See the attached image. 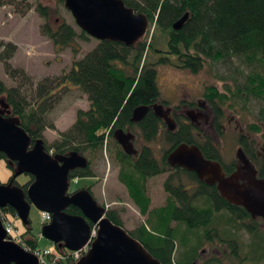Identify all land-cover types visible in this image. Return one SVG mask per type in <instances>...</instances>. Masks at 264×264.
<instances>
[{"label": "trees", "instance_id": "obj_1", "mask_svg": "<svg viewBox=\"0 0 264 264\" xmlns=\"http://www.w3.org/2000/svg\"><path fill=\"white\" fill-rule=\"evenodd\" d=\"M128 8L136 13L144 14L154 29L167 36L166 50H162L151 40L139 41L131 47L113 41H99L98 45L81 60L73 63L69 73L59 78H45L36 87V105L28 110V103L21 94L19 86L7 88L0 81V97L8 105L12 117L19 120L20 127L29 135L32 144L42 139L45 128L54 129L53 125L45 124L44 106L46 97L52 85L74 86L79 88L90 102L88 111L79 110L76 121L66 132H61L59 142L51 146L44 144L48 156L69 155L76 152L83 156L85 151H95L104 146L105 140L113 137L117 129L133 130L138 128L141 137L151 143L164 131L170 144L161 159L154 156L150 147L143 146L136 156H129L120 152L119 180L128 190L129 196L139 208L142 216L149 214L146 225L139 226L128 234L140 243L146 252L161 264H193L198 247L206 242L215 241L224 227H228L229 235L223 239L228 244L231 254L237 256L238 245L234 238L236 231L244 230L252 236L253 253H260L264 259V236L260 234L258 225L264 227L259 218H251L241 207L228 203L221 197L215 186H207L200 182L194 173L179 168H171L167 162L170 152L180 144L198 146L207 159L222 164L227 175L235 169V163L226 166L219 150L209 139L201 141L194 135L195 127L181 116L175 117L177 124L174 131L165 129L164 123L155 117L150 110L145 118L135 124L131 121L132 113L139 106L152 107L156 103L167 104L161 100V93L157 83V66L171 64L170 57L176 59V67L199 73L205 61H222L229 57H244L246 62H257L260 73L248 76L247 89L252 96L264 99V0H123ZM27 0H22V3ZM14 0H0V6L13 5ZM38 12L46 21L49 9L41 5ZM186 12L190 17L180 31H174L172 24ZM42 34L47 36L56 48H64L75 39L88 40L84 31H77L70 25L63 23L56 29L48 23L42 27ZM0 59L6 74L16 79L21 77L30 80L22 69L13 68L10 59L17 47L12 43L2 44ZM77 52V49L74 50ZM158 55L154 62L150 60ZM210 104L213 114V128L221 135L222 105L228 99L227 92H220L214 87H208L204 94ZM185 106L182 103V108ZM255 132L256 125L251 126ZM244 155L259 165L258 175L264 179V161L254 152L251 140L240 137ZM200 140V141H199ZM50 152L51 155H50ZM119 155V154H118ZM84 157V156H83ZM0 161L6 163L8 170L13 171L4 154L0 153ZM260 162V163H259ZM253 164V165H254ZM170 172L164 182V190L168 193L166 205L149 211L150 199L146 194V181L149 178ZM187 175L196 187L185 186L181 182V175ZM94 177L90 170V163L85 169H77L69 174L72 179H86ZM13 179V176L10 178ZM34 181L31 178L22 186L24 190ZM1 184V182H0ZM16 216L10 207L4 209ZM66 212L79 216L81 212L74 206H69ZM107 218L116 226L123 228L120 216L114 211H106ZM155 218L153 224L150 222ZM172 223L177 226L172 227ZM185 231L181 242L187 246L181 257L175 259L176 238L179 226ZM152 226L155 230L152 229ZM149 227V228H148ZM221 227V228H220ZM23 242L32 251L38 250L37 239L31 233L30 222L24 226ZM156 230L162 235L156 234ZM187 232H196L194 243L186 242ZM56 248L58 246H55ZM59 249V248H58ZM63 254L65 250H60ZM66 264H72V257ZM49 259L52 256L48 257Z\"/></svg>", "mask_w": 264, "mask_h": 264}, {"label": "rangeland", "instance_id": "obj_2", "mask_svg": "<svg viewBox=\"0 0 264 264\" xmlns=\"http://www.w3.org/2000/svg\"><path fill=\"white\" fill-rule=\"evenodd\" d=\"M14 1L13 5L0 6V52L4 49L2 44L16 45L17 50L9 62L13 68L24 70L30 80L21 77L14 79L8 76L0 59V81L7 88L21 86V94L28 103V110H31L36 105L35 91L40 81L45 78H59L63 74L69 73L73 63L92 51L99 41L89 36L87 41L77 38L67 47L56 48L52 41L42 34V27L46 23L54 29L66 23L73 27L77 33L81 31L66 7L65 0H27L25 3H22V0ZM39 5L49 9L47 21L38 12ZM151 40L158 48L166 50L167 36L155 30L154 26L148 23L147 30L140 41L149 43ZM75 49L77 52L74 51ZM152 58L155 62L158 55H153L150 60ZM244 59V57L231 56L217 62L207 60L202 70L197 74L176 67L177 63L174 57H170L171 64L157 66V83L161 100L167 103L165 108L177 110L179 113L182 110V103H184L187 107L186 111L181 113L183 117L188 111H193L195 115L198 112L199 104L207 107L210 113L212 112L211 106L204 96L208 87H214L220 92H227L228 99L222 105L221 135L219 136L210 125L204 126V119L196 120L200 126L194 131L195 137L197 136L201 141L209 138L215 144L221 160L226 166L232 163L238 167L242 166L237 156L240 137L251 140L254 152L260 160L264 161V99L254 97L246 91L248 76L260 73L261 68L257 62L248 63ZM46 97L48 99L44 106L46 110L44 120L47 126L53 125L54 129L45 128L42 140L46 146H51L59 142L61 132H66L73 126L79 110H89L90 102L87 95L74 86L52 85ZM0 101H4V98L0 97ZM0 108L2 109L1 105ZM207 115L209 117V114ZM253 125H256L259 130L256 132L252 130L251 126ZM129 132L136 137L134 140L135 149L140 150L143 146L150 147L157 159H161L163 154L170 149L164 131L151 143L145 142L138 128L129 130ZM120 152H122V148L113 137L105 140L102 148L85 151L83 156L90 163V170L94 177L75 180L70 185L69 193L73 190H89L100 207L114 211L120 216L123 229L128 233L143 224L146 225L150 216L149 214L144 216L140 214L139 208L130 198L127 188L119 180ZM253 164L251 163V165ZM253 166L259 167L256 163ZM15 171L16 169L8 170L10 177ZM170 174L168 172L147 179L146 194L150 199L149 211L166 205L169 195L163 185ZM9 178L4 182H8ZM180 180L185 186L196 187L185 174L181 175ZM16 181L18 185L23 186L31 181V177L21 175L17 177ZM1 217L18 227L20 231L25 230L22 223L18 221L19 219L11 213L1 209ZM29 220L31 233L37 239L39 249H49L53 255L57 253L61 255L59 250L62 248L57 250L52 242L40 236L43 222L41 212L34 206H31ZM155 221L153 218L150 222L153 224ZM171 226L176 227L177 225L172 223ZM257 228L264 236V227L261 223ZM152 229L155 230L153 226ZM178 230L175 242V259L180 258L181 253L187 248L181 242V236L185 229L181 225ZM223 230L226 231V234L221 231L215 241H204L198 247L195 254L196 260L193 264H264L263 256L260 253H253L252 236L248 232L240 230L234 234L238 245L237 256H234L231 254L228 244L219 240V238L224 240L226 235L231 233L230 231L228 234V227H224ZM96 231L97 229L93 228L94 237L91 242L95 241ZM155 232L159 236L162 235L159 230ZM195 235L196 232H187L186 242L194 243ZM89 247L88 245L82 250L80 259L87 255ZM61 263L66 264L64 259L61 260Z\"/></svg>", "mask_w": 264, "mask_h": 264}, {"label": "water", "instance_id": "obj_3", "mask_svg": "<svg viewBox=\"0 0 264 264\" xmlns=\"http://www.w3.org/2000/svg\"><path fill=\"white\" fill-rule=\"evenodd\" d=\"M65 5L80 30L98 41L131 47L141 40L149 23L144 14L134 12L123 0H65ZM189 17L186 12L172 24V29L180 31ZM0 105V153L9 163L16 164L15 177L29 175L34 179L26 190L11 182L1 183L0 208L13 209L24 226L30 222L31 206L50 213L52 222L41 229L44 239L69 251H81L90 246L87 255L76 264H161L122 227L107 218L106 209L97 204L89 190L69 193V174L87 168L85 157L76 152L48 156L43 140L37 139L32 144L19 120L11 116L8 105L4 101H0ZM150 110L170 131L175 129L169 108L161 104L135 108L131 121L141 122ZM113 137L126 154H137L133 134L117 129ZM237 156L242 167L231 175L226 174L219 162L206 159L196 145L180 144L168 155L167 162L172 168L194 173L207 186H216L228 203L243 207L251 218H259L264 224V180L259 178L258 171L241 149ZM69 206L78 208L81 215L68 214ZM93 228L97 231L95 241L91 242ZM6 238L0 218V264H39L35 255Z\"/></svg>", "mask_w": 264, "mask_h": 264}, {"label": "built area", "instance_id": "obj_4", "mask_svg": "<svg viewBox=\"0 0 264 264\" xmlns=\"http://www.w3.org/2000/svg\"><path fill=\"white\" fill-rule=\"evenodd\" d=\"M1 219L3 221L4 229H5V232L7 235L6 240L23 245V243H22L23 232H21L19 230V228L16 227L15 225H13L11 222L7 221V219H5L4 217H1ZM41 219H42L43 225L50 224L52 221V215L48 212H41ZM87 247H85V248H87ZM24 249L27 252L35 255L39 260V264H60L61 260H63V259L65 260V262H67V260H68V258L65 255H59V254H55L51 259H49L48 257L50 255H52V253L49 249H39L36 251L35 250L32 251L30 248H27L25 246H24ZM81 252H82V250L69 253V255L72 257L71 258L72 264H75L79 261Z\"/></svg>", "mask_w": 264, "mask_h": 264}, {"label": "flooded vegetation", "instance_id": "obj_5", "mask_svg": "<svg viewBox=\"0 0 264 264\" xmlns=\"http://www.w3.org/2000/svg\"><path fill=\"white\" fill-rule=\"evenodd\" d=\"M156 104H159V103H156ZM162 105V104H161ZM164 106V105H163ZM186 107H187V105H185L183 108H182V110L179 112V113H177V110H174V109H171V108H169V110H170V118L173 120V122H174V124H175V128H176V126H177V124H176V122H175V117H178V116H181V117H183V115L181 114V113H183V111H186L185 109H186ZM164 108H165V106H164ZM210 110L212 111V108L210 107ZM152 111V110H151ZM197 113L194 115L193 114V111H188V112H186L185 113V116L183 117L184 119H185V121L186 120H188L192 125H194V127H195V129L194 130H196L197 129V127L198 126H200L198 123H196V120L197 119H204V126H209L210 125V127L214 130V128H213V120H214V114H213V111L210 113L209 111H208V109H207V107H205L204 105H201V104H199L198 105V108H197ZM153 112V111H152ZM154 114V113H153ZM207 114H209V117H208V115ZM210 114H211V116H210ZM172 116H173V118H172ZM156 117V116H155ZM210 118V119H209ZM159 119V118H158ZM192 119H194V121L192 122ZM161 120V119H160ZM163 123H164V125H165V129L166 130H168L169 132H172V131H170L169 129H168V127L166 126V124H165V122L163 121V120H161ZM135 124H137V123H135ZM175 130V129H174ZM173 130V131H174ZM116 131V130H115ZM114 131V132H115ZM124 131V130H123ZM215 131V130H214ZM124 132H129V130H125ZM194 132V131H193ZM216 132V131H215ZM132 134V133H131ZM134 135V134H133ZM135 136V135H134ZM114 138V137H113ZM136 138V137H135ZM117 142V141H116ZM133 146H134V141H133ZM121 147V146H120ZM198 147V146H197ZM122 148V147H121ZM199 148V147H198ZM135 149V148H134ZM200 149V148H199ZM239 149H241L243 152H244V150H243V147L241 146V144L239 143ZM238 149V150H239ZM136 151H137V154H138V152H139V150H137V149H135ZM201 150V149H200ZM202 151V150H201ZM122 152L123 153H125L124 152V150L122 149ZM51 153L52 152H50V155H51ZM171 153V152H170ZM169 153V154H170ZM203 153V152H202ZM126 154V153H125ZM136 154V155H137ZM245 154V153H244ZM126 155H128V154H126ZM135 155V156H136ZM129 156H131V155H129ZM246 156V155H245ZM52 157V156H51ZM206 158V157H205ZM247 158V157H246ZM207 159V158H206ZM248 159V158H247ZM208 160H211V159H208ZM249 160V159H248ZM212 161H214V160H212ZM250 161V160H249ZM218 162V161H217ZM251 162V161H250ZM220 163V162H219ZM12 167H13V171H14V169H16V164H11V163H9ZM88 164H89V162H88ZM221 164V163H220ZM222 165V164H221ZM236 166V165H235ZM88 167V166H87ZM171 167V166H170ZM223 167V166H222ZM242 166H240V168H241ZM172 168V167H171ZM237 168H239L238 166H236V169ZM256 170H257V168L256 167H254ZM180 169V168H179ZM236 169H235V171H236ZM183 170V169H182ZM234 171V172H235ZM258 171V170H257ZM13 176V179H10L11 177ZM10 178H9V180H8V182H1V183H12V185H14V186H17V187H20V188H22V185H18V183H17V181H16V179H17V177H15V173L12 175ZM27 176H29V175H27ZM259 176V175H258ZM19 177V176H18ZM31 177V176H30ZM31 178H33V177H31ZM93 178V177H92ZM260 178V177H259ZM262 179V178H261ZM77 180H79V179H77ZM264 180V179H263ZM201 182V181H200ZM70 185H71V183H70ZM24 186V185H23ZM216 187V186H215ZM86 188H88V187H86ZM23 189V188H22ZM89 189V188H88ZM77 190H73V191H71V193H74V192H76ZM2 208H0V210H1ZM5 208H3L2 210H4Z\"/></svg>", "mask_w": 264, "mask_h": 264}, {"label": "crops", "instance_id": "obj_6", "mask_svg": "<svg viewBox=\"0 0 264 264\" xmlns=\"http://www.w3.org/2000/svg\"><path fill=\"white\" fill-rule=\"evenodd\" d=\"M3 171H6V172L8 173V169H7V167H6V163H5L4 161H0V174H1ZM9 177H10V174L8 173V174L6 175V179H8ZM6 179H2V178L0 177V181H1V182H4Z\"/></svg>", "mask_w": 264, "mask_h": 264}, {"label": "bare ground", "instance_id": "obj_7", "mask_svg": "<svg viewBox=\"0 0 264 264\" xmlns=\"http://www.w3.org/2000/svg\"><path fill=\"white\" fill-rule=\"evenodd\" d=\"M8 173L6 172V171H3L1 174H0V177L2 178V179H6V175H7Z\"/></svg>", "mask_w": 264, "mask_h": 264}]
</instances>
